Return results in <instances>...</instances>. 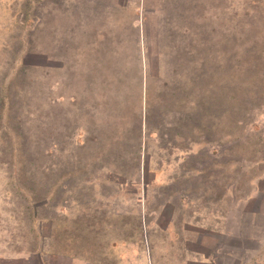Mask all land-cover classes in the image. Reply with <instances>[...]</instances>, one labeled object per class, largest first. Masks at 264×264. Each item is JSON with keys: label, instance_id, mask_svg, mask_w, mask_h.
<instances>
[{"label": "rangeland", "instance_id": "obj_1", "mask_svg": "<svg viewBox=\"0 0 264 264\" xmlns=\"http://www.w3.org/2000/svg\"><path fill=\"white\" fill-rule=\"evenodd\" d=\"M77 2L0 0V264H39L67 240L86 254L92 225L96 250L134 244L139 214L154 246L174 224L207 261L264 264V0H149L175 39L149 59L146 193L139 133L118 148L106 115L117 104L90 94Z\"/></svg>", "mask_w": 264, "mask_h": 264}, {"label": "crops", "instance_id": "obj_2", "mask_svg": "<svg viewBox=\"0 0 264 264\" xmlns=\"http://www.w3.org/2000/svg\"><path fill=\"white\" fill-rule=\"evenodd\" d=\"M148 4L149 0H85L83 11H80L77 5L70 6L71 14L74 16L75 10L84 14L87 38L85 60L88 83L93 78L90 91L92 99L96 100L98 107H101L100 104H104L105 108L109 103L117 104L106 114L111 115L114 119L113 124L116 125L114 129L116 133L112 135L114 143L119 144L117 147L120 148V135L131 130L139 133L138 143L134 145L138 150L135 156H138L140 163V168L136 172L142 181L134 186L137 190L143 189L145 193L151 187L145 179L151 170L147 167L143 139L144 131L147 133V125L144 123V111L149 102L147 79L153 71L149 59L151 56L161 58L162 46L167 43L164 38H169L175 32L174 20H170L168 14L161 15L159 9H149ZM154 42L155 52H152ZM107 46H110V50L105 48ZM125 92L131 99L128 108L124 102ZM121 110L133 111L134 121L130 115H119ZM150 134L153 133L150 131ZM122 156L124 154L121 153L118 158ZM170 183L171 181L163 182L158 179L152 184L163 187ZM183 206L186 207L185 201ZM148 214L151 216L149 212ZM142 217L144 219L142 214L137 216L141 228L138 230V240L134 244H128L126 238H123L121 242L111 247L96 250L95 229L92 225L91 229L85 232L86 254L83 253V249H79L81 242L80 244L77 242L79 245H76L75 241L67 240L64 249L54 247L52 250L48 247L42 250V253H36L40 259L39 264H49L46 259L52 260L53 264H214L207 261V257L201 253L192 254L191 248L185 246L184 242L180 245L179 233L174 224H170L165 230L169 238L168 245L154 246L148 238L146 223L143 226ZM190 220L191 218L186 220V223L190 224ZM170 223H173V220ZM121 230L124 233L125 228L122 226ZM95 250L103 255L98 260L94 258Z\"/></svg>", "mask_w": 264, "mask_h": 264}]
</instances>
